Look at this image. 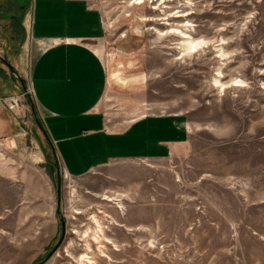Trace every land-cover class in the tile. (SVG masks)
Here are the masks:
<instances>
[{
    "label": "rangeland",
    "instance_id": "374dc122",
    "mask_svg": "<svg viewBox=\"0 0 264 264\" xmlns=\"http://www.w3.org/2000/svg\"><path fill=\"white\" fill-rule=\"evenodd\" d=\"M87 2L106 26L90 45L112 72L134 77L112 82L100 110L119 131L162 120L169 154L71 178L48 147L34 162L32 133L0 140V264H264V0ZM30 6L0 0V24L19 41L0 55L22 74L0 61V79L23 85L12 111L25 130L41 51L20 28Z\"/></svg>",
    "mask_w": 264,
    "mask_h": 264
},
{
    "label": "crops",
    "instance_id": "0c3cea01",
    "mask_svg": "<svg viewBox=\"0 0 264 264\" xmlns=\"http://www.w3.org/2000/svg\"><path fill=\"white\" fill-rule=\"evenodd\" d=\"M22 16L25 21L21 30L26 28L31 42L41 46L28 74L37 114L31 111L29 130H25L6 102L0 100L2 142L23 143L27 133H32L42 149L34 162L42 161L48 147L71 178L95 173L120 158H161L169 154L168 127L162 120L146 118L119 131L100 110L112 82L127 84L134 77H122L116 74L119 70L112 72L102 49L90 45L106 32L99 9L87 0H31L28 14ZM9 26L0 24V44L18 49L19 41L10 35L13 31ZM15 71L18 78L22 76L17 67ZM19 86L23 87L9 77L0 79V97L15 94ZM37 188L30 184L29 194L37 197Z\"/></svg>",
    "mask_w": 264,
    "mask_h": 264
},
{
    "label": "built area",
    "instance_id": "2783aa9c",
    "mask_svg": "<svg viewBox=\"0 0 264 264\" xmlns=\"http://www.w3.org/2000/svg\"><path fill=\"white\" fill-rule=\"evenodd\" d=\"M0 100H4L10 110H17L20 107V95L12 94L4 98H0Z\"/></svg>",
    "mask_w": 264,
    "mask_h": 264
},
{
    "label": "water",
    "instance_id": "95a60500",
    "mask_svg": "<svg viewBox=\"0 0 264 264\" xmlns=\"http://www.w3.org/2000/svg\"><path fill=\"white\" fill-rule=\"evenodd\" d=\"M0 61H1L2 63H4V64L9 68V70H10L15 76L18 77L16 71H15L14 68L11 66V64L9 63V61L6 60L5 58H3L1 55H0ZM19 80H20L21 83L23 82L21 79H19ZM53 251H54V250H52V252H53ZM52 252H51V253H52ZM51 253H50V254H51ZM50 254H48V256H49ZM42 262H43V261H42ZM42 262H39V263H32V264H41Z\"/></svg>",
    "mask_w": 264,
    "mask_h": 264
},
{
    "label": "bare ground",
    "instance_id": "6f19581e",
    "mask_svg": "<svg viewBox=\"0 0 264 264\" xmlns=\"http://www.w3.org/2000/svg\"><path fill=\"white\" fill-rule=\"evenodd\" d=\"M183 38H188L189 37V35H187V34H183V36H182ZM189 45H190V47L193 49V48H197L198 46H199V42L198 41H191V42H189ZM235 82H237V83H234V85L235 86H244L243 85V83H241L242 81H240V80H237V81H235ZM106 198V197H105ZM108 199V198H107ZM111 199H113V198H111Z\"/></svg>",
    "mask_w": 264,
    "mask_h": 264
}]
</instances>
